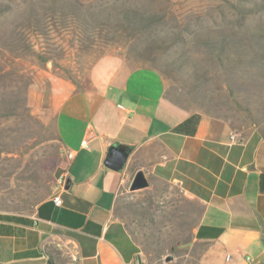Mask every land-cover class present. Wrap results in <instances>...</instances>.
<instances>
[{"label":"crops","instance_id":"1","mask_svg":"<svg viewBox=\"0 0 264 264\" xmlns=\"http://www.w3.org/2000/svg\"><path fill=\"white\" fill-rule=\"evenodd\" d=\"M165 88L156 71L116 56L80 87L56 81L65 182L31 213L0 211V264H264V142L185 111ZM114 145L128 150L120 171L105 165ZM138 173L147 186L137 190L155 182L182 197L164 226L171 253L151 261L119 215Z\"/></svg>","mask_w":264,"mask_h":264},{"label":"rangeland","instance_id":"2","mask_svg":"<svg viewBox=\"0 0 264 264\" xmlns=\"http://www.w3.org/2000/svg\"><path fill=\"white\" fill-rule=\"evenodd\" d=\"M114 56L159 73L174 105L264 142V0H0L1 212L31 213L62 173L56 81L80 87ZM181 200L155 182L124 189L119 215L148 261L171 253Z\"/></svg>","mask_w":264,"mask_h":264},{"label":"water","instance_id":"3","mask_svg":"<svg viewBox=\"0 0 264 264\" xmlns=\"http://www.w3.org/2000/svg\"><path fill=\"white\" fill-rule=\"evenodd\" d=\"M127 154H128V150H125L117 145L112 146L109 149L108 157L105 162L106 167L112 170L120 171L125 164ZM69 183L70 181L67 180L65 184V188H68ZM146 186L147 183L145 179L142 177L141 174L138 173L132 182L130 190H137L139 188H143Z\"/></svg>","mask_w":264,"mask_h":264},{"label":"built area","instance_id":"4","mask_svg":"<svg viewBox=\"0 0 264 264\" xmlns=\"http://www.w3.org/2000/svg\"><path fill=\"white\" fill-rule=\"evenodd\" d=\"M235 138H236V135H235V134H232V135H231V139L234 140ZM64 182H65L64 177H63V176H59L58 179H57V184H58V185H63ZM54 202H55L57 205H59V204L61 203V200H60L58 197H55V198H54ZM0 254H1V250H0Z\"/></svg>","mask_w":264,"mask_h":264}]
</instances>
